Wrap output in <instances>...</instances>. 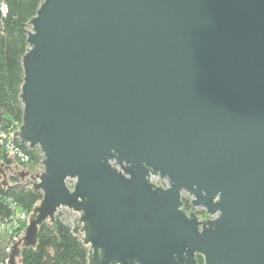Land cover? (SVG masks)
I'll return each instance as SVG.
<instances>
[{"label":"water","instance_id":"95a60500","mask_svg":"<svg viewBox=\"0 0 264 264\" xmlns=\"http://www.w3.org/2000/svg\"><path fill=\"white\" fill-rule=\"evenodd\" d=\"M29 24L13 133L41 198L6 264L60 207L87 264H264V0H41Z\"/></svg>","mask_w":264,"mask_h":264},{"label":"trees","instance_id":"16d2710c","mask_svg":"<svg viewBox=\"0 0 264 264\" xmlns=\"http://www.w3.org/2000/svg\"><path fill=\"white\" fill-rule=\"evenodd\" d=\"M41 0H4V15L0 31V167L7 172V183H2L0 173V264H6L11 245L22 236L27 219H18L17 212L30 213L41 198L26 176L20 172L40 169L41 153L16 135L10 136L21 123L22 104L19 97L23 70L21 58L28 43L29 19ZM2 133L5 136H2ZM8 144L16 151L12 152ZM19 152L26 157L21 159ZM70 184V183H69ZM186 211L206 214L203 208H193L187 196H181ZM68 209L57 211L52 222L42 221L38 226L34 245H21L17 264H87L88 245L82 241L78 216L69 219ZM16 219V220H15ZM197 264H203L196 254Z\"/></svg>","mask_w":264,"mask_h":264},{"label":"rangeland","instance_id":"374dc122","mask_svg":"<svg viewBox=\"0 0 264 264\" xmlns=\"http://www.w3.org/2000/svg\"><path fill=\"white\" fill-rule=\"evenodd\" d=\"M16 129H18V127L16 128ZM11 134H14V133H12V131L10 132V135ZM42 168V166L40 167V169ZM39 169V170H40ZM38 170V171H39ZM38 171H36V172H38ZM29 173H31V172H29ZM6 176H7V172H6ZM24 176H26L27 178H28V180H29V177H28V175H24ZM21 177H23V176H21ZM152 180L154 181V182H156V183H158V184H160V185H162V186H166L167 185V179H165V178H159L158 176H155V177H153L152 178ZM29 183L31 184V182H30V180H29ZM182 196H187V197H189V199H190V196H188L187 195V193L185 192V191H182V194H181ZM194 209L195 208H200L199 206L198 207H193ZM64 209H68V208H66V207H60L59 208V211H64ZM68 210H70V209H68ZM58 211V210H57ZM56 211V212H57ZM71 212H66V213H68L69 214V219H73L74 217H76V216H78V214L76 213V212H74V211H72V210H70ZM56 214V213H55Z\"/></svg>","mask_w":264,"mask_h":264},{"label":"built area","instance_id":"2783aa9c","mask_svg":"<svg viewBox=\"0 0 264 264\" xmlns=\"http://www.w3.org/2000/svg\"><path fill=\"white\" fill-rule=\"evenodd\" d=\"M13 135H15V134H11L10 136H13ZM2 136H5V134L4 133H2ZM8 148L10 149V151H12V152H14V151H16V149H15V147H13V145H11V144H8ZM19 155L21 156V159H24L26 156L24 155V154H22V153H20L19 152ZM153 178V177H152ZM16 216H18V217H16V218H18V219H27V217H28V213L27 212H25V211H23V210H21V211H19V212H17V215ZM16 220V219H15Z\"/></svg>","mask_w":264,"mask_h":264},{"label":"flooded vegetation","instance_id":"af4514ba","mask_svg":"<svg viewBox=\"0 0 264 264\" xmlns=\"http://www.w3.org/2000/svg\"><path fill=\"white\" fill-rule=\"evenodd\" d=\"M198 215L200 218L209 216L207 213L206 214H198Z\"/></svg>","mask_w":264,"mask_h":264}]
</instances>
